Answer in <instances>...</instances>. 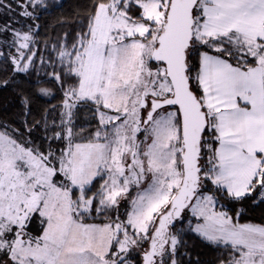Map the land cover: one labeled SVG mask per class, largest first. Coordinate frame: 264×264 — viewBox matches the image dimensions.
Wrapping results in <instances>:
<instances>
[{
	"label": "snow or ice",
	"instance_id": "obj_1",
	"mask_svg": "<svg viewBox=\"0 0 264 264\" xmlns=\"http://www.w3.org/2000/svg\"><path fill=\"white\" fill-rule=\"evenodd\" d=\"M13 22L28 72L33 25ZM81 23L52 46L59 112L0 124V264H179L185 222L219 264H264V224L227 210L264 202V0H93Z\"/></svg>",
	"mask_w": 264,
	"mask_h": 264
},
{
	"label": "trees",
	"instance_id": "obj_2",
	"mask_svg": "<svg viewBox=\"0 0 264 264\" xmlns=\"http://www.w3.org/2000/svg\"><path fill=\"white\" fill-rule=\"evenodd\" d=\"M9 2L16 6V1ZM92 4L93 0H44V4L34 12L37 16L35 20L24 18L23 25L18 23L15 25L16 29L26 25L27 22L35 25V42L31 47L37 52V56L34 57V64L28 72L14 70L9 57L14 55L15 48L8 49L3 46L4 33H0L1 53L4 54L0 56V124L19 128L23 118L40 120L47 114L45 110L53 106H57V113L59 112L63 91L60 82L55 81L51 76L53 71H59V65L54 68L51 63L52 60H58L56 53L52 51V46L64 38L65 34L69 41L72 40L82 27L81 22L91 10ZM4 14L5 12L0 9V26L7 21L3 17ZM38 88L50 89L51 94L42 95L38 92ZM25 98L28 99L27 104L24 103ZM26 111L30 113L27 117H25ZM56 115L54 113L49 116V121ZM80 120L81 126L88 127L86 121H91V116L87 109L81 111ZM91 124L94 127L95 121H91ZM221 203L225 202L221 201ZM227 210L234 217L238 211L241 212L240 223L264 224V202L258 198L255 201L245 199L242 202H232ZM183 227L185 229L182 235L183 243L178 247L177 255L179 264H219L225 246L212 245L198 234L188 231L187 222Z\"/></svg>",
	"mask_w": 264,
	"mask_h": 264
},
{
	"label": "rangeland",
	"instance_id": "obj_3",
	"mask_svg": "<svg viewBox=\"0 0 264 264\" xmlns=\"http://www.w3.org/2000/svg\"><path fill=\"white\" fill-rule=\"evenodd\" d=\"M9 1H16V0H4V3H9ZM2 11H4L5 12V14H4V19L5 20H8V17H9V15L11 16V17H13L14 18V20H18L19 21V23L18 24H21V25H23V21L24 20H22V19H24L23 17H20L19 15H18V13H19V9L17 8V6H15V5H12V10L9 12V10L8 9H4V8H0ZM7 12V13H6ZM17 13V15H15ZM26 20H28V18H26ZM17 23H15V22H13L12 23V27L14 28V29H16L15 28V25H16ZM27 24H32L33 25V29L35 30V25L32 23V22H27ZM20 26V25H19ZM3 42H4V44H3V46H5V47H8V49H10V44H11V42H12V34L9 32V33H7V34H5L4 33V35H3ZM0 53L2 52V47H0ZM14 54H16L15 52H14ZM133 195H135V192L133 191ZM123 210V209H122ZM99 222V221H98Z\"/></svg>",
	"mask_w": 264,
	"mask_h": 264
}]
</instances>
